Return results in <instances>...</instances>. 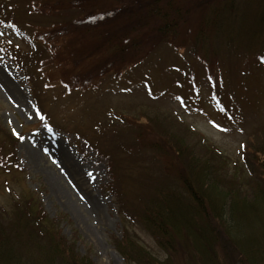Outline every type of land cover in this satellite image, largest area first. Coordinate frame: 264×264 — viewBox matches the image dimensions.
Wrapping results in <instances>:
<instances>
[{
	"label": "rangeland",
	"instance_id": "obj_1",
	"mask_svg": "<svg viewBox=\"0 0 264 264\" xmlns=\"http://www.w3.org/2000/svg\"><path fill=\"white\" fill-rule=\"evenodd\" d=\"M119 1L110 0L108 6L101 0L99 6L110 11L119 8ZM174 1L193 15L186 25L189 30L168 38L157 32L150 35L157 21L154 25L135 23L136 32L130 31L127 40H135L138 46L127 54L116 47L112 51L99 48L102 43L95 41L91 30L95 24H84L82 15L76 26L74 21L68 24L65 22L69 20H52L50 16L39 18L0 10V146L5 143L6 150L11 151L6 169L0 170V205L10 211L15 202L20 208L26 202H37L45 217L57 225L56 245L70 243L74 256L90 264H126L113 245L124 232L157 259H165L150 232L131 221L122 205L123 199H130L139 190L133 183L135 172L122 171L121 162L111 175L99 148L106 151L123 143L154 150L152 146L156 145L160 149L155 150L156 162L150 148L142 151L152 175L162 177L164 172L165 179L175 184L179 174L189 179L191 189L185 183L184 190L174 185L184 199H194L193 192L199 185L208 187L209 181L201 180L202 166L216 167L212 152L223 153L221 161H227L232 170L237 165L240 170L235 172L248 178L240 176L245 184L258 182L257 171H247L249 164L243 165L240 153L248 136L264 128V50L259 51V46L244 49L240 52L247 54L245 58L231 55L226 59L218 54L215 62L213 48L207 47L205 52L201 46L196 47L193 37V28L212 1ZM75 3L90 7L99 4L98 0ZM12 19L21 26L9 24ZM119 19L118 23L124 20L123 16ZM51 25L61 27V33L47 34ZM176 43L184 47L176 50ZM43 59L65 63L39 75L37 63ZM206 61L215 64L216 72L211 76L206 74ZM243 71H247L245 78H241ZM55 76L57 81L53 80ZM220 86L224 88L225 106L233 109L238 120L217 118L216 104L221 98L216 99L211 90ZM159 114L169 120L167 131L150 120ZM126 121L132 124L130 129ZM170 137L180 141L182 160L177 154L180 148ZM119 175L132 178L119 179ZM261 187L258 184L256 190L246 189V199H253L255 192L264 194ZM4 217L8 223L12 218ZM218 251L217 247L215 255ZM222 251L216 256L219 263L245 264L236 254ZM194 257L180 250L173 255L172 263L198 264Z\"/></svg>",
	"mask_w": 264,
	"mask_h": 264
},
{
	"label": "trees",
	"instance_id": "obj_2",
	"mask_svg": "<svg viewBox=\"0 0 264 264\" xmlns=\"http://www.w3.org/2000/svg\"><path fill=\"white\" fill-rule=\"evenodd\" d=\"M44 1L46 0H3L0 10L18 11L17 13L39 18L50 16L52 20H69V22H65L68 24L74 21L76 26L80 25L81 21L78 18L82 15L84 24L89 26L95 24L91 30L95 41L102 43L99 48H112V51L116 47L118 51L121 50L126 54L138 46L135 40H127L130 31L136 32V24L145 21L146 25L148 22L154 25V22L157 21L150 35L157 32L163 37L171 38L181 36L183 29L185 32L189 30L190 27H186V25L188 20L193 18L189 8L185 7L183 10L181 3L174 0H121L119 8H112L110 11L106 7L99 6L102 4L101 0H98L99 4H92L91 7L80 6L75 3V0H71V2H69L70 0H47L49 3L51 2L50 5H43ZM78 1L86 2V0ZM102 1L109 6L110 0ZM211 1L204 8L203 16L193 28L196 47L201 46L205 52H208L207 47L209 50L213 48L211 57L214 61L215 58H218V54H223L226 59L231 55L245 58L247 54L240 52L244 49L255 50V46H259L262 47V50L259 51L264 50V0ZM118 2L120 1L118 0ZM121 16L124 20L118 23ZM9 24L21 26L13 19ZM26 25L30 28L33 27V24L27 23ZM57 26L52 27L51 25L52 28L49 32L46 31L47 34L61 33L59 31L61 27ZM67 28L69 29V27ZM123 30L125 33L121 34ZM105 33L106 36H104ZM74 34L78 35V33L72 35ZM212 38L214 41L210 42ZM115 42L118 44L115 45ZM180 43L183 44V42ZM173 47L178 50L184 46L176 43V46ZM251 56H256V54L251 53ZM256 60L258 61V57ZM64 63V60L60 62L59 60L46 61L43 59L37 63V70L40 75L47 69H50L49 71L59 69V65L64 66ZM214 67V62L206 61V74L213 75L214 71L216 72ZM43 69L44 71H42ZM246 72L243 71L241 78L246 77ZM49 74L45 75L47 79H50ZM27 78H30V75H27ZM53 80L57 81V77L55 76ZM83 81L89 84L87 80ZM89 85L95 86L97 83ZM220 87H213L211 90L216 99L218 96L221 98L220 104H216L217 118L222 121H228L229 118L238 120L233 109L225 106L224 88ZM150 120L162 130L167 131L166 126L169 121L167 116L159 114ZM125 124L129 129L132 127V124L127 121ZM130 132L133 134L132 131ZM107 134L110 135L109 132ZM170 138L171 142L180 148L177 150V154L182 160L183 156L180 155V152L183 147L180 141L173 137ZM247 139L248 142L243 144L240 157L244 159V166L247 167L249 164L247 171H257L258 182L251 185V181H247L245 184L240 178V176H244L236 173L240 170L237 165H234L232 170L227 161H221L223 153L212 152L217 158L212 163L217 165L212 168H206L205 164L202 166L205 178L203 176L201 180H208L209 185L206 187L204 183L195 188L197 192H193L194 199H184L183 194H178L177 188L174 190V185L183 190L187 189L183 183L191 189L189 179L181 178L182 174L176 176V184L165 179L164 172L161 173L162 177L156 178L152 175L147 157L142 154L144 149H151V146L140 144L143 146L141 148L134 144L120 143L106 151H101L99 148L107 160L111 175L121 162L120 169L122 171L135 172L133 183L139 187V190L133 193L130 199H123L122 205L128 212L130 220L141 223L150 232L157 247L165 254V259H157L148 253L139 241L130 237L128 232H124L122 239L114 240L113 245L120 252L126 264L128 262L133 264H173L172 257L180 250H187L192 256H196L199 260L198 264H221L218 262L221 249L222 253L236 254L245 264H264V194L255 192L251 195L253 199H246L248 198L246 189L251 190L253 187L256 190L258 184H262L261 192L264 189L263 126L255 129ZM126 141H128V137ZM155 146H152L154 150H151L153 151V160L156 162L158 159L155 156L158 153L155 150L160 152V149ZM137 147H140V150ZM9 155H11V151L9 148L6 150V144L2 143L0 146V170L6 169L5 163ZM127 155L129 157L126 159ZM170 163L173 165L172 162ZM170 167L172 169V166ZM235 170L237 171L235 172ZM216 174L219 175L216 176ZM167 175L171 179L168 168ZM118 177L125 180L132 178L129 175H119ZM244 178L248 180L247 177ZM224 183L229 184L234 191ZM9 215L12 218L8 223L9 220H5L4 216L8 218ZM56 226L53 220L45 217V213L37 202H26L22 208L16 206L15 202L10 211L0 207V264H90L85 258L78 259L74 256L69 249L70 243H65L63 246L56 245ZM217 247L219 253L215 255ZM56 260L58 263H55Z\"/></svg>",
	"mask_w": 264,
	"mask_h": 264
},
{
	"label": "bare ground",
	"instance_id": "obj_3",
	"mask_svg": "<svg viewBox=\"0 0 264 264\" xmlns=\"http://www.w3.org/2000/svg\"><path fill=\"white\" fill-rule=\"evenodd\" d=\"M62 160H63V158H62ZM65 162H66V161H65ZM69 162H70V161H67V164H68V167L71 168L72 165H71V163H69Z\"/></svg>",
	"mask_w": 264,
	"mask_h": 264
}]
</instances>
